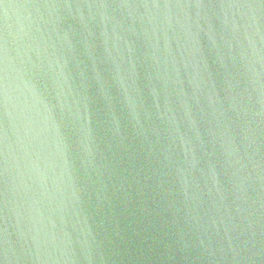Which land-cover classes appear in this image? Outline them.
I'll return each mask as SVG.
<instances>
[{
	"label": "water",
	"instance_id": "95a60500",
	"mask_svg": "<svg viewBox=\"0 0 264 264\" xmlns=\"http://www.w3.org/2000/svg\"><path fill=\"white\" fill-rule=\"evenodd\" d=\"M0 264H264V0H0Z\"/></svg>",
	"mask_w": 264,
	"mask_h": 264
}]
</instances>
